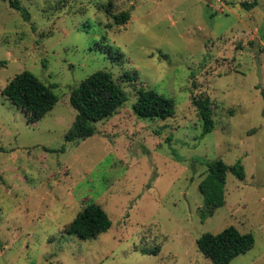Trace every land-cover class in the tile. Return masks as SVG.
<instances>
[{"label":"rangeland","instance_id":"374dc122","mask_svg":"<svg viewBox=\"0 0 264 264\" xmlns=\"http://www.w3.org/2000/svg\"><path fill=\"white\" fill-rule=\"evenodd\" d=\"M18 1L20 11L0 0V264H213L196 240L231 226L254 246L230 264H264V0ZM109 2L130 14L124 25ZM23 71L58 98L33 125L1 95ZM98 71L127 100L93 136L66 142L70 91ZM133 71L174 99L171 118L134 113L140 85L122 78ZM199 96L215 122L204 136ZM216 160L241 161L246 176L227 173L225 204L202 218L198 185ZM91 203L109 230L65 234Z\"/></svg>","mask_w":264,"mask_h":264},{"label":"trees","instance_id":"16d2710c","mask_svg":"<svg viewBox=\"0 0 264 264\" xmlns=\"http://www.w3.org/2000/svg\"><path fill=\"white\" fill-rule=\"evenodd\" d=\"M12 9L20 11L18 0H8ZM257 2H243L241 6L250 10ZM106 14L111 16L116 26L124 25L130 18L128 12L117 15L111 13V3H107ZM27 17V13L22 11ZM121 58V54L118 59ZM117 59V60H118ZM123 79L134 82L136 101L133 110L142 118L161 119L171 118L175 113V101L172 98L158 94L154 90L142 86L137 72H126ZM4 96L13 106L20 110L27 118V124L33 125L41 120L56 105L58 98L52 87L45 85L38 77L29 71L15 75L2 89ZM127 100L119 81L105 71H98L84 79L77 87L70 91V105L76 111L71 127L64 135L66 142H80L93 136L96 132L94 124L115 113ZM192 104L202 121L204 136L214 129L212 105L208 97L193 98ZM2 148L0 147V152ZM207 175L199 183L198 190L202 197L204 210L202 218L212 216L215 209L225 204L224 186L227 173L236 179H245V170L241 161L232 166L222 160L207 164ZM111 221L105 210L97 204L91 203L83 208L77 216L63 229L67 235H73L86 241L95 238L109 230ZM198 250L213 264H230L239 255L247 253L254 246V237L250 233H242L235 227H228L217 234L205 233L196 240Z\"/></svg>","mask_w":264,"mask_h":264},{"label":"water","instance_id":"95a60500","mask_svg":"<svg viewBox=\"0 0 264 264\" xmlns=\"http://www.w3.org/2000/svg\"><path fill=\"white\" fill-rule=\"evenodd\" d=\"M207 3H210V0H205Z\"/></svg>","mask_w":264,"mask_h":264}]
</instances>
